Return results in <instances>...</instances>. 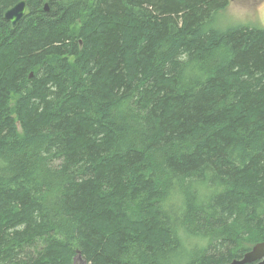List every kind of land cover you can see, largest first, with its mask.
I'll return each instance as SVG.
<instances>
[{"label":"trees","instance_id":"trees-1","mask_svg":"<svg viewBox=\"0 0 264 264\" xmlns=\"http://www.w3.org/2000/svg\"><path fill=\"white\" fill-rule=\"evenodd\" d=\"M0 0V264H226L264 243V29L231 0ZM47 3L48 11H44Z\"/></svg>","mask_w":264,"mask_h":264},{"label":"rangeland","instance_id":"rangeland-1","mask_svg":"<svg viewBox=\"0 0 264 264\" xmlns=\"http://www.w3.org/2000/svg\"><path fill=\"white\" fill-rule=\"evenodd\" d=\"M213 27L219 31L237 27L264 29V0H231L226 9L217 13Z\"/></svg>","mask_w":264,"mask_h":264},{"label":"water","instance_id":"water-1","mask_svg":"<svg viewBox=\"0 0 264 264\" xmlns=\"http://www.w3.org/2000/svg\"><path fill=\"white\" fill-rule=\"evenodd\" d=\"M44 11H48L47 3L44 4ZM26 4L24 0L19 1L14 6L6 10L3 18L14 27L25 15ZM86 264L79 253L76 254L73 264ZM226 264H264V243H258L250 251L245 253L239 260H233Z\"/></svg>","mask_w":264,"mask_h":264},{"label":"bare ground","instance_id":"bare-ground-1","mask_svg":"<svg viewBox=\"0 0 264 264\" xmlns=\"http://www.w3.org/2000/svg\"><path fill=\"white\" fill-rule=\"evenodd\" d=\"M26 13V12H25Z\"/></svg>","mask_w":264,"mask_h":264},{"label":"flooded vegetation","instance_id":"flooded-vegetation-1","mask_svg":"<svg viewBox=\"0 0 264 264\" xmlns=\"http://www.w3.org/2000/svg\"><path fill=\"white\" fill-rule=\"evenodd\" d=\"M248 2V1H247Z\"/></svg>","mask_w":264,"mask_h":264}]
</instances>
